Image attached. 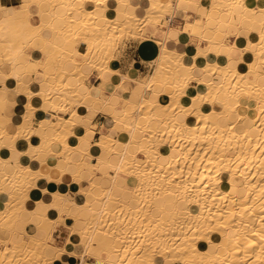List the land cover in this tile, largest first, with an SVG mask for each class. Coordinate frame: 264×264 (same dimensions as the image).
<instances>
[{"label":"bare ground","instance_id":"6f19581e","mask_svg":"<svg viewBox=\"0 0 264 264\" xmlns=\"http://www.w3.org/2000/svg\"><path fill=\"white\" fill-rule=\"evenodd\" d=\"M201 2L208 5L203 21L188 13ZM179 11L186 13L181 26L169 24ZM162 16L169 22L161 25ZM147 24L165 33L156 40L153 71L121 74L103 96L87 81L91 70L102 82L118 73L110 68L112 47L123 35L148 39ZM190 38L209 49L186 55ZM34 73L41 78L25 80ZM118 88L128 94L117 98L121 116L112 101ZM12 92L26 99L18 121L7 115ZM92 109L111 122L98 128ZM96 128L101 135L92 144ZM47 155L56 162H38ZM69 172L79 186L74 193L63 181ZM120 174L136 179L132 191H124ZM48 180L58 191L45 189ZM52 203L57 216L73 219L61 246L52 239L63 223L52 222ZM39 205L43 213L35 212ZM69 242L79 260L87 253L102 264H264V0H22L0 7V264H63Z\"/></svg>","mask_w":264,"mask_h":264},{"label":"crops","instance_id":"0c3cea01","mask_svg":"<svg viewBox=\"0 0 264 264\" xmlns=\"http://www.w3.org/2000/svg\"><path fill=\"white\" fill-rule=\"evenodd\" d=\"M176 1L177 0H172V2H176ZM21 2H22V0H0V7H2V9L5 7H17L18 5L21 4ZM199 4L200 5H198L197 12H193V7H188V9H189L188 13L192 17H196L198 20L203 21L204 20V13L207 12V10H208V5L206 4V2H201ZM30 10L33 13V17H31L32 23L34 25H38L40 20H39V17L35 16L36 12L38 10L37 6L32 5L30 7ZM203 10H204V12H203ZM76 14H78V13H76ZM185 17H186V13H184L183 11H179L177 18L175 17V19H173L174 21L171 20V22H169V24L181 26ZM223 27L224 26H221L220 29L224 30ZM232 31L236 33L237 29H235V27L234 28L231 27L229 29V38L231 40H233V39L236 40V38H237L236 34L233 33ZM143 34L146 36H149V38L144 39V40L130 39V40L124 42V44L118 48L116 56L110 61V66H111L110 68L113 70H118V73H111L108 75L106 74L104 77H106L108 81L102 82V79L98 76L99 73L95 70L94 71L91 70V72H90L91 74H89L87 81H89V83L93 84L94 86L99 87L100 92L103 93V96H106L107 90L112 89L115 84L120 82L121 74L128 73L132 76L139 77V76H143V75H147V74L151 73L152 69H151L150 62L153 61L154 58H156V56L158 55V51H159V47H158V44L156 43V40H158V39L162 40L164 38L165 33L161 29L157 30L152 24H147L143 29ZM46 35L50 37L51 33H47ZM240 36H241L240 39L244 38L243 35H240ZM81 38H83V37H81ZM84 38H86V37H84ZM190 39H191V41H190ZM190 39L187 40L186 43L182 47V50L185 52L186 55L191 56V55H194L198 51L202 52V51H206L209 49V45L206 41H198L197 38H190ZM56 40L60 43L63 42V39H61L60 37H57ZM32 52H33L32 48H28L26 50V53H32ZM2 67H3V70L8 69L7 65H3ZM66 67H67V69L71 70V69H73V64L68 62ZM40 74H42V73H40ZM29 76L25 77V80L29 81V82L32 80L41 78L38 73L37 74L34 73L30 77ZM248 77L253 79L254 73L250 72L248 74ZM72 80L74 81L73 78H72ZM39 84H40L42 89H46L47 86L49 85L48 82H45V81H42ZM127 95L128 94L124 89H121V88H118V90L116 89L115 94L112 97V101L115 103V106L117 107L116 116H121L124 112V108H122L120 103H117V98L122 97V96L127 97ZM25 101H26V99L24 96H21V95L16 94L15 92L14 93L12 92L9 95V98L7 100V107H6L7 115L18 121L20 119L21 114L25 112V108H24ZM32 101L36 106L42 104V102L39 101L38 97H35V96L32 98ZM48 113L53 114L52 112H48ZM89 115L91 116L92 113H89ZM16 116H17V118H16ZM92 116H93L92 122L96 123L98 128L99 127L101 128V125L106 124V122L110 123L111 122L110 119H112L111 115H105V114L100 113V112H98L96 115L93 114ZM65 117H69V112L65 114ZM32 122H33L32 123L33 125H37L38 124L37 117H35ZM98 128L95 129L92 144L101 135ZM9 129H10V127H9ZM113 135H115V134H113ZM32 141L36 142L37 138L36 139L32 138ZM90 142H91V140H90ZM53 148L55 151H58L61 149V145L60 144H54ZM1 154L3 156H7L10 154V151L3 147L1 149ZM106 157H108V155L106 153H102L101 158H106ZM37 160H38V162H43V161H48V163L56 162V158L50 157L48 155L46 157H43V158L40 157V159H37ZM90 160L93 163L97 162V158H92ZM23 161L26 162L27 159L24 158ZM29 164L34 169L39 168L38 163L29 162ZM42 168L45 169L44 166H42ZM99 169L103 172H106V173L109 171V169H106V167L104 165H100ZM7 170L12 171V168L10 165L7 167ZM120 176H121V179H122V177H126L123 174H120ZM109 179H111L110 175L106 178V180H109ZM121 179L118 180V183H120V184L123 182V180H121ZM63 181L67 184V190L70 193H74V192L78 191L79 186L77 184L72 183L73 180H72V173L71 172H69L68 174H65L63 176ZM35 182H36V184L40 183L39 185L43 184V181L41 180V182H40V179H38V178L36 179ZM136 184H137L136 179H133L130 176H127L125 184H124V191L125 190H126V192L132 191ZM44 186L48 192H56L59 189V184L54 180L46 181L44 183ZM68 195L70 196L69 193H68ZM3 198L4 197H2V199ZM34 198L36 200H38L37 198H39V195H35ZM86 198H87V200L90 201V203L96 202V199L93 197L92 194L89 195V193H88ZM28 206L32 207V204L28 202ZM36 209H37L38 213L44 212V208L41 205L37 206ZM29 216H31L30 212H25L23 217L27 218ZM69 219L72 220V223H73L72 217L67 216V219L63 220V223L53 232V235H52L53 241L55 242V244H57L59 246L63 245L64 238L69 233V226L72 225V223L71 224L68 223ZM103 256L105 257L106 254H103ZM77 259L78 258L76 256H68V259L67 260L64 259L62 261V263L63 264H65L66 262L69 263V261H74Z\"/></svg>","mask_w":264,"mask_h":264},{"label":"rangeland","instance_id":"374dc122","mask_svg":"<svg viewBox=\"0 0 264 264\" xmlns=\"http://www.w3.org/2000/svg\"><path fill=\"white\" fill-rule=\"evenodd\" d=\"M171 13V12H170ZM169 15V12H167L166 13V17ZM170 16V15H169ZM144 17V16H143ZM142 17V18H143ZM165 16H162V18H160V23H161V25H164V22L166 23V22H169V21H167V19H166V21L164 20L165 18H164ZM139 19V21H141L142 22V20L143 19ZM144 19H146L145 17H144ZM163 20H164V22H163ZM138 21V22H139ZM140 25V27L139 28H141L142 26V24L140 23L139 24ZM138 25V26H139ZM151 26V25H150ZM145 27V26H144ZM144 29V28H143ZM80 33H82V32H80ZM81 37H82V35H81ZM140 36H137V37H131L130 35L128 36V35H123V36H120L118 39H117V42L115 43V45L112 47V54L114 55V57L116 56V53H117V50H118V48L120 47V46H122L123 44H124V42H126V41H128V40H130V39H133V40H141V37L139 38ZM225 41H227L226 40V38H223ZM78 41H80L81 40V38H80V36L78 37V39H77ZM72 44V43H71ZM70 44V45H71ZM69 45V44H68ZM67 49H69V46H67L66 47ZM72 49H73V47H72ZM114 52V53H113ZM172 55V57H175L176 55L175 54H171ZM176 58H178V57H176ZM150 65H151V69H152V71H153V66H152V63L150 62ZM95 71H97L96 69H94ZM93 70V71H94ZM151 71V72H152ZM98 72V71H97ZM91 74V73H90ZM89 82V81H88ZM69 105V104H68ZM74 107H73V105H71L70 107H69V109H73ZM25 111H26V109H25ZM48 112H52L56 117H57V112H55V111H53V110H47ZM66 112V111H65ZM89 112H91L92 114H97L98 112H95L93 109L92 110H89V111H87V113L89 114ZM66 113H68V112H66ZM66 113H64V116H65V114ZM54 116V118L53 119H56V117ZM34 118L35 117H32L31 118V122L30 123H33L32 121L34 120ZM33 119V120H32ZM37 119H38V117H37ZM38 122H39V119H38ZM115 136V135H114ZM231 153V152H230ZM94 158V157H93ZM112 172V171H111ZM35 212H37V209L35 208ZM26 212H29V211H26ZM38 213V212H37ZM31 214V213H30ZM57 229V228H56ZM55 229V230H56ZM54 232V231H53ZM53 239V238H52Z\"/></svg>","mask_w":264,"mask_h":264},{"label":"snow or ice","instance_id":"6c2138e0","mask_svg":"<svg viewBox=\"0 0 264 264\" xmlns=\"http://www.w3.org/2000/svg\"><path fill=\"white\" fill-rule=\"evenodd\" d=\"M97 2H102V0H97ZM47 207L49 209H51V211L49 212V215L52 218L53 223L67 219V214L57 216L58 208H57V205L55 203L49 204ZM68 223L71 224L72 220L69 219ZM80 251H82V250L81 249L76 250V252H80ZM69 255L75 256V252H73L72 247H71V242H69V244H68V252L65 255V260L68 259ZM88 256H89V254L85 253L84 254V260L77 259L74 261H69V264H102V262H99L95 259H89Z\"/></svg>","mask_w":264,"mask_h":264},{"label":"built area","instance_id":"2783aa9c","mask_svg":"<svg viewBox=\"0 0 264 264\" xmlns=\"http://www.w3.org/2000/svg\"><path fill=\"white\" fill-rule=\"evenodd\" d=\"M169 20V19H168ZM170 22H171V19H170Z\"/></svg>","mask_w":264,"mask_h":264}]
</instances>
